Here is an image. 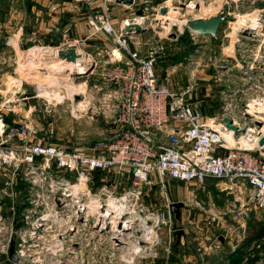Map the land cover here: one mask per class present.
<instances>
[{
  "label": "rangeland",
  "instance_id": "374dc122",
  "mask_svg": "<svg viewBox=\"0 0 264 264\" xmlns=\"http://www.w3.org/2000/svg\"><path fill=\"white\" fill-rule=\"evenodd\" d=\"M191 1L0 0V116L6 126L37 131L24 140L0 137V264H264L263 213L254 210L244 218L231 213L248 202L247 185L229 193L222 181L167 179L164 187L154 174L139 199L143 210L123 215L133 222L120 241L112 224L101 230L92 217L76 212L81 201L95 206L97 198L108 203L127 197L130 168L126 177L119 169L92 172L89 196L63 202L56 198L79 183L80 173L54 169L50 176L42 159L34 166L25 161L27 142L93 155L97 142L116 132L118 124L97 100L101 92L95 86H109L104 73L115 56L127 62L122 42L141 57L158 49V82L189 90L188 102L204 118L226 115L241 125L243 111L252 109L264 119V0H193L189 8ZM219 14L224 21L214 38L188 26ZM137 18L144 20L143 30L126 32L124 23ZM253 18L259 27L245 29ZM72 45L90 63L87 73L66 66L50 70L56 55L48 47ZM66 83L85 90L72 97ZM176 201L184 203L180 218L171 209ZM148 227L155 229L152 237ZM178 230L186 234L176 245ZM13 240L17 262L8 254Z\"/></svg>",
  "mask_w": 264,
  "mask_h": 264
},
{
  "label": "built area",
  "instance_id": "2783aa9c",
  "mask_svg": "<svg viewBox=\"0 0 264 264\" xmlns=\"http://www.w3.org/2000/svg\"><path fill=\"white\" fill-rule=\"evenodd\" d=\"M124 36V33L119 36L120 43ZM122 44L127 62L122 64L123 56H115L116 63L104 73V81L109 86H105V90L101 85L95 86L101 92L97 100L118 124L116 132L99 140L93 155L66 151L45 145L43 141L27 142L25 146V161L34 166L42 159L50 176L54 169L80 173L79 183L74 187L67 185L56 200L66 202L74 195L89 196L86 195L87 181L92 172L119 169L120 177H126L125 169L130 168L132 185L127 197L121 198L125 203L121 205L124 213L120 218L129 210H143L139 199L154 174L164 187L167 179L199 185L206 184L207 180L222 181L224 191L229 193L240 192L241 185H247L248 202L235 207L231 213L244 218L259 210L264 215V145L259 146L264 136L263 119L245 110L243 124L232 119L233 124L239 126V131L233 132L223 121L226 115L204 118L201 110L188 102L189 90L176 91L158 82L155 70L158 49L151 47L147 55L141 57L138 52H131L124 42ZM253 120L261 121L263 126L258 129ZM243 129L246 130L243 132ZM228 131L235 140L226 139ZM5 134L24 140L37 131L32 127L6 126L0 116V137ZM240 137L246 142H241ZM101 200L94 199L95 205L105 215L109 202ZM108 217L109 213L105 219Z\"/></svg>",
  "mask_w": 264,
  "mask_h": 264
},
{
  "label": "bare ground",
  "instance_id": "6f19581e",
  "mask_svg": "<svg viewBox=\"0 0 264 264\" xmlns=\"http://www.w3.org/2000/svg\"><path fill=\"white\" fill-rule=\"evenodd\" d=\"M186 1V0H185ZM171 2H172V0H169V3H170V5H171ZM193 4H195V2L192 0L191 2H190V4H188V6L187 7H189V8H191V5H193ZM164 19V18H163ZM166 19V18H165ZM141 21V22H140ZM137 22H140L139 24L140 25H142L143 24V22H144V20H142V18H137L136 19V21H134V22H132V23H137ZM258 22V18H253L252 20H250V21H248V22H245V24H244V26H245V29H252V28H256V27H259V26H257V24H259V23H257ZM131 22L129 21V22H127V23H124V27H126L127 25H129ZM132 23L130 24V25H132ZM73 46V45H72ZM71 46V47H72ZM74 47V46H73ZM76 50H77V52H78V54L80 55V57H78L75 61H67V60H65V59H61V58H58V51H60V49L59 48H56L55 49V47H48V49H50V53H52L53 52V55L55 54L56 56H55V60H51L50 62V66L49 67H51L50 68V70H61V69H63V68H66V67H70V70H73V69H76V70H85L86 69V67H87V65L88 64H90L87 60H86V56H85V54H83L84 52H82V50L81 49H79V48H76V47H74ZM47 49V48H46ZM40 52V51H39ZM47 52V51H46ZM117 53H118V55L119 56H121V54L118 52V51H116ZM34 54H36V53H34ZM39 55V54H38ZM42 55V54H41ZM33 56V55H32ZM35 56V55H34ZM36 56H37V54H36ZM37 59V58H36ZM40 60H42V59H40ZM38 61V60H37ZM41 62V61H40ZM39 63V62H38ZM39 66V65H38ZM66 66V67H65ZM40 69V68H39ZM54 72V71H53ZM40 73V72H39ZM56 73V72H55ZM43 75H45L44 73H42ZM41 74V75H42ZM49 74V73H48ZM51 76H52V74H50ZM60 75V74H59ZM36 76V78H37V76L38 75H35ZM45 77V76H44ZM47 77V76H46ZM38 78H40V77H38ZM51 78V77H50ZM52 78L53 79H56L57 77L55 76H52ZM51 78V79H52ZM38 80H40V79H38ZM66 86H67V88L69 89V90H71V95H72V97H74V95H76V93L77 92H79V90H81V89H83V90H85V87L84 86H79V85H75V84H67L66 83ZM80 88V89H79ZM82 93V92H81ZM51 94H53V93H51ZM79 94V93H78ZM54 95V94H53ZM86 103V102H85ZM81 104V103H80ZM84 104V103H83ZM260 105H261V103H259ZM255 106H258V105H255ZM254 106V107H255ZM261 107V106H260ZM262 108V107H261ZM248 113L250 114V115H252V116H255V117H257V119H261V118H259V116H257V115H255L256 114V112L254 111V110H252V109H249L248 110ZM259 113H262V111L261 112H259ZM261 121H263V123H264V119L263 120H261ZM236 126V125H235ZM236 127H238V130H239V126H236ZM231 131H235V130H233V129H231ZM263 131H264V128H263ZM236 132V131H235ZM225 137H226V139L228 140V141H231V140H235L233 137H231V133H230V131H228V132H226L225 133ZM240 141L241 142H246L245 140H244V138L243 137H240ZM92 201H94V200H92ZM122 204H124L123 202H122V200H120V199H113V198H111L110 200H109V203H108V209H107V214L109 213V217H108V219H105V215H107V214H103L102 212H101V210L100 209H98V206H93L92 204H90V202H83L82 204H80V209L76 212L79 216H83L84 217V214L86 215L87 213H88V215H86L87 216V218H85L86 220H89L88 218L90 217V215H92V221H93V225H94V227L95 228H98V229H100L101 228V230H106L107 228H110L109 227V225H111L112 224V227H113V232H116V234H118L117 236H119V238H120V241H123V236H126V235H128V232H129V229H131V226L129 225V224H131V222H133V220L132 219H129L128 217V219L126 218H124V217H119L120 216V214L121 213H124V212H121L122 210H121V205ZM86 208V210H85V208ZM84 213V214H83ZM89 216V217H88ZM115 216V217H114ZM101 221L103 222V225H99L100 223H101ZM100 226V227H99ZM149 228V227H148ZM152 227H150L149 229H147V230H145L146 231V233H147V236H149V237H152L151 235L153 234V230H155V229H151ZM49 229H51V227H49L48 226V228H47V230H49ZM100 230V231H101ZM152 232V233H151ZM155 233V232H154ZM120 235H122V237L120 236ZM115 236H113V238H114ZM151 239V238H150ZM138 253V252H137Z\"/></svg>",
  "mask_w": 264,
  "mask_h": 264
},
{
  "label": "water",
  "instance_id": "95a60500",
  "mask_svg": "<svg viewBox=\"0 0 264 264\" xmlns=\"http://www.w3.org/2000/svg\"><path fill=\"white\" fill-rule=\"evenodd\" d=\"M161 13L165 14L167 11V7L166 6H161ZM224 21L222 15H218L216 17H212L210 19H197V20H192L189 22L188 26L189 28L199 34L202 35H210L211 37H216L217 32L219 30L220 25L222 24V22ZM143 26L136 24V23H132V25H127L125 27V31L126 32H130L132 29H135L136 31H141L143 30ZM78 57H80V55L78 54L77 50L75 48H66V49H61L60 51H58V58L61 59H65L67 61H75ZM88 70H77L78 73H87ZM249 117V115L247 116ZM223 121L226 123L227 127L229 129H233L236 132H238V127H236L233 124V121L231 118L229 117H224ZM253 124L260 129L263 126V123L259 120H253ZM246 129H243L242 131L244 132ZM260 134L257 133V136H259ZM264 145V136L261 137V139L259 140V146ZM184 207V203L183 202H177L173 203L171 206L172 212L176 215L177 218H180V209ZM186 232L184 230H178L175 231V235H176V245H179L181 243L182 237L185 236ZM9 259L13 262H17L18 261V256L16 254V249H15V240L10 242V248H9Z\"/></svg>",
  "mask_w": 264,
  "mask_h": 264
},
{
  "label": "crops",
  "instance_id": "0c3cea01",
  "mask_svg": "<svg viewBox=\"0 0 264 264\" xmlns=\"http://www.w3.org/2000/svg\"><path fill=\"white\" fill-rule=\"evenodd\" d=\"M176 182H177V181H176ZM178 182H179V181H178ZM178 182H177V183H178ZM179 183H181V182H179Z\"/></svg>",
  "mask_w": 264,
  "mask_h": 264
}]
</instances>
